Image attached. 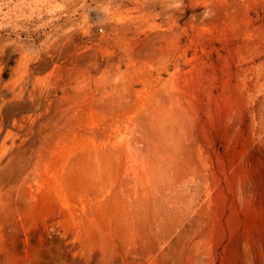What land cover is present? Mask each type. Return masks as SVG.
<instances>
[{
    "label": "rangeland",
    "instance_id": "rangeland-1",
    "mask_svg": "<svg viewBox=\"0 0 264 264\" xmlns=\"http://www.w3.org/2000/svg\"><path fill=\"white\" fill-rule=\"evenodd\" d=\"M0 264H264V0H0Z\"/></svg>",
    "mask_w": 264,
    "mask_h": 264
}]
</instances>
